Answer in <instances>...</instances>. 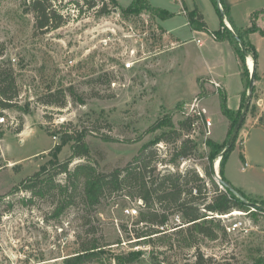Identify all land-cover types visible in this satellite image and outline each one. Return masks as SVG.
<instances>
[{"label": "rangeland", "instance_id": "obj_1", "mask_svg": "<svg viewBox=\"0 0 264 264\" xmlns=\"http://www.w3.org/2000/svg\"><path fill=\"white\" fill-rule=\"evenodd\" d=\"M131 1L119 0L124 6ZM151 1L165 5L171 0ZM53 4L67 16L66 22L56 29L39 31L23 0H0V60L12 68L19 94L17 105L5 110V120L0 122V158L4 164L0 168V194L5 195L0 205V264H76L65 258L74 255L77 234L91 226L108 245L95 261L80 264H119L118 257L122 259L129 250L142 252L138 264H152V260L160 264H195L199 256L206 264H254L256 259H264V211L233 210L228 216L217 215L226 226L227 236L220 233L215 240L198 237L196 247L186 246L182 233L136 244L137 239L126 237L123 227L142 226L134 224L142 205L138 199H130L126 190L102 196L94 207L86 206L77 190L74 201L58 216L52 214V209L63 198L56 191L42 197L21 191L10 194L13 186L52 158L50 150L59 146L55 132L68 122L79 130H88L85 140L90 160L99 171L123 167L144 143L160 133L147 130L164 113L172 114L174 124L186 117L189 104L198 97L197 78L208 75L202 48L191 39L189 29L180 26L183 18L173 17L163 23L164 27H179L176 33L185 42L174 47L173 38L147 10L126 13L119 4L108 1V12L99 14L83 0H79V6L73 0H54ZM255 22L264 28V15L258 14ZM260 48V60H264V41ZM130 59L136 62L126 68ZM60 89L65 93L64 107L43 102L46 94ZM179 101L183 103L177 106ZM202 104L212 119L211 137L223 141L230 122L219 110L217 95H210ZM20 126L21 131L16 132ZM203 132L194 133L197 151L175 164L169 161L178 143H158L154 164L161 172L195 169L210 193L213 188L203 169L209 152L205 139L210 136L206 130ZM243 135L240 130L225 168L234 179L250 183V165L255 163L248 159L243 171ZM69 152V146H63L59 160ZM83 160L75 159L69 167ZM219 162L220 157L211 164L218 174ZM64 178L59 174L56 180L63 183ZM126 208L137 212L129 215ZM89 211L93 216L90 226L83 217ZM236 219L243 220L244 229L231 231L228 227ZM180 223L181 217L174 214L167 225Z\"/></svg>", "mask_w": 264, "mask_h": 264}, {"label": "trees", "instance_id": "obj_2", "mask_svg": "<svg viewBox=\"0 0 264 264\" xmlns=\"http://www.w3.org/2000/svg\"><path fill=\"white\" fill-rule=\"evenodd\" d=\"M27 4V10L31 12L35 19V29L39 31H48L56 29L64 24L67 16L54 6V0H23ZM108 1L118 6L115 0H83L88 8L97 9L99 14L108 12ZM216 9L220 13V28L215 31H209L207 24L201 11L195 6L191 10L184 7L185 16L189 26L192 29L205 31L212 35L216 40H228L234 47L241 62L240 76L244 81L245 89L242 93L240 109L234 111L230 109L226 102V93L218 90L219 108L220 112L230 121L229 130L226 139L222 143H218L211 138L205 139V144L209 148L206 155L208 164L203 168L204 174L210 180L212 191L207 192V187L204 178L199 175L195 169H189L186 172L166 170L161 172L157 169V144L164 143H178L175 147L174 154L169 163L175 162L181 158H190L198 149L196 137L194 133H202L205 128L203 123L199 121L200 117L190 112L186 117L174 124L172 114L169 111L159 117L155 123L148 128L147 133H153L160 130L151 141L144 143L139 149L136 156L132 158L123 167H118L110 172L99 171L96 163L90 160V150L85 137L88 133L86 128L77 129L71 122L61 124L60 131L55 133L59 136V146L50 150L52 157L46 163L40 165L39 169L33 174L23 178L10 191V194L16 192H28L31 197L45 196L50 192L58 193L63 200L59 204H55L52 209V214L58 216L75 198V192L79 190L80 196L86 206H96L101 197L111 195L114 192L126 190V195L130 199H138L142 208L138 211V218L134 222L135 225L142 224V226H133L132 228L123 227L126 237L135 240L136 244L142 242L151 243L153 237H167L177 233L184 234L185 245L188 247H196L198 237H205L215 240L221 233L224 237L227 236L225 224L221 222L220 216L228 214L233 210H242L245 212H254L245 202L240 200L237 196L228 190H221L213 179V172L211 164L220 157L219 174L222 179L229 181L224 176V165L226 163L229 152L233 149L232 146L223 154L221 152L226 146L227 138L241 112L244 105L248 82L250 78L249 70L245 63V55L243 54L239 42L240 39L249 55L256 60V49L249 40V34L258 32L264 36V28L257 26L255 18L258 14L264 15V8L258 12L250 15V26L246 28L238 27L234 24L229 16L228 7L222 0L217 2L211 0ZM76 6H79V0H73ZM59 6L63 5L59 2ZM123 12L138 13L142 10H147L151 18L166 19L173 14L166 9L152 6L147 0H132L128 6H119ZM222 12V14H221ZM229 18L232 25L230 30L224 24V18ZM256 74L254 73V79ZM200 91L198 97L205 95L207 91L203 84L198 80ZM58 94V95H57ZM255 94V86H253L251 97ZM18 88L14 72L9 64L0 60V117H4L3 113L7 109H12L17 105ZM43 102L47 105H56L59 107L65 106V93L63 89L57 90L56 93L49 92L46 94V99ZM183 102L179 101L177 106ZM177 108L174 112H177ZM255 105L249 104L248 111L255 113ZM198 121L196 126L193 124ZM245 121H242L240 129ZM259 123L264 127V114L259 117ZM21 126L15 128L16 132L21 131ZM204 133V132H203ZM239 134V132H238ZM3 132L0 131V136ZM102 136V135H101ZM238 136V135H237ZM236 136V137H237ZM103 139H110L102 136ZM236 139V138H235ZM69 146V154L63 159L59 160L58 153L62 147ZM240 158L243 159L242 153ZM75 159H84L77 162L73 168H70V163ZM0 158V168L3 167ZM59 174H64V182L56 180ZM240 192L247 201L264 204V199L259 196H253L245 193L239 188H235ZM195 191V192H194ZM5 195L0 194V205L3 203ZM202 205V206H201ZM264 211L256 209V211ZM178 214L181 217V223L168 227L169 216ZM1 217V213H0ZM85 224L90 226L91 213L83 215ZM161 227H163L161 229ZM169 228H175L168 232ZM97 228L91 226L83 231V234H77L76 240L78 247L71 257L65 258L66 261H74L76 264L85 261H95L108 245L101 237H97ZM162 253V252H160ZM199 255V254H196ZM155 260L158 256H154ZM119 264H138L143 255L141 251L129 250L123 256ZM152 264H160V261L152 260ZM195 264H206L205 260L198 257ZM254 264H264V259H256Z\"/></svg>", "mask_w": 264, "mask_h": 264}, {"label": "crops", "instance_id": "obj_3", "mask_svg": "<svg viewBox=\"0 0 264 264\" xmlns=\"http://www.w3.org/2000/svg\"><path fill=\"white\" fill-rule=\"evenodd\" d=\"M120 6L119 0H115ZM152 6L166 9L173 15L166 19L157 18L159 26L163 31L170 35L173 39L174 47L181 46L185 41H182L179 33V27H164L163 23L172 19L173 17L183 18L184 21L180 25L181 27H187L191 34V39H193L199 48H202L203 56L206 57V64L208 75L204 77H198L201 81L203 87L207 91L205 95L200 97V105L206 109L202 104L203 100L210 95H217L218 90H222L226 93V102L230 109L237 111L240 109L242 93L244 91V81L240 76L241 72V62L238 57L234 47L228 40L218 41L212 35L205 31L192 29L186 19L184 5L187 9L191 10L195 6L201 11L204 20L207 24L208 30L215 31L220 28L221 20L220 13L214 6L211 0H171L169 4L153 3L151 0H147ZM223 3L228 7V12L231 20L234 24L241 28H246L250 26V15L252 13L258 12L264 8V0H222ZM132 2V1H131ZM130 2V3H131ZM128 6V5H127ZM173 6V8H171ZM224 24L230 30H232V25L229 18H224ZM249 40L256 49V60L250 55L245 58L246 66L249 70L248 59L254 62V73L256 78L254 79L255 86V97L252 98V103L255 105V113L247 114L245 121L241 127V132L243 131L242 137V155H243V171L248 166V159L254 161V165H250L251 173L249 176L250 183L246 180L240 181L234 179V177L227 174L226 165H224V176L229 181V183L235 187L239 188L247 194L253 196H259L264 199V127L259 123V117L264 114V60H260V43L264 41V36L260 35L258 32H253L249 34ZM200 91V85H199ZM197 92V95L199 93ZM257 93V94H256ZM196 95V96H197ZM194 99V98H193ZM219 107V98H218ZM220 110V108H219ZM207 111V109H206ZM208 112V111H207ZM208 117V114H207ZM211 122L212 119L208 117ZM228 119V118H227ZM230 122V121H229ZM212 127V123L210 128ZM209 128V136L211 139V131ZM244 129V130H243ZM229 130V125L227 133ZM239 130V131H240ZM253 131V132H252ZM248 132V133H247ZM241 134V133H240ZM247 135V138H246ZM225 135L224 140L226 139ZM246 138V139H245ZM214 140V139H213ZM223 140V141H224ZM216 141V140H214ZM218 142V143H222ZM228 158V157H227ZM227 161V160H226ZM244 163L247 165L244 166ZM226 164V163H225ZM253 182V184H252ZM258 187V188H257Z\"/></svg>", "mask_w": 264, "mask_h": 264}, {"label": "water", "instance_id": "obj_4", "mask_svg": "<svg viewBox=\"0 0 264 264\" xmlns=\"http://www.w3.org/2000/svg\"><path fill=\"white\" fill-rule=\"evenodd\" d=\"M217 2H219V0H216ZM222 14V12H221ZM237 41L239 42V45L241 47V50L243 52V54L245 55L246 58H248L250 55L248 54V52L246 51L243 43L240 41V39L236 38ZM249 72H250V78H249V82H248V88H247V96H246V99H245V102H244V105L241 109V112L227 138V141H226V146L224 148V150L221 152V155H223L231 146L232 144L234 143L235 141V138L236 136L238 135V132L240 130V126L242 124V121L244 119V117L246 116L247 114V111H248V107H249V104H250V98H251V94H252V90H253V86H254V62H253V65L251 68H249ZM212 172H213V176L214 178L217 180V183L221 185V187L224 189V190H228L230 191L231 193H233L235 196H237L240 200H242L243 202H245L252 210H256V209H261V210H264V204H258V203H255V202H250V201H247L245 199V197L240 193L238 192V190L235 189V187H233L230 183H228L227 181H225L224 179H222L220 177V175L218 174V172L216 171L215 169V166L213 164L212 166Z\"/></svg>", "mask_w": 264, "mask_h": 264}, {"label": "built area", "instance_id": "obj_5", "mask_svg": "<svg viewBox=\"0 0 264 264\" xmlns=\"http://www.w3.org/2000/svg\"><path fill=\"white\" fill-rule=\"evenodd\" d=\"M135 62H136L135 60L130 59L129 61H127L125 63V67L126 68H132ZM189 107H190L189 108L190 111L188 113L192 112V113L196 114L197 116H199L200 117L199 121H201L203 123V126L206 130V133H209V128H210L212 122L206 116V114H207L206 109L200 105V97H195L193 99V102L189 104ZM4 120H5L4 117H0V122H4ZM197 124H198V121H196L193 124V126H196ZM54 138H56V136H54ZM246 165L247 164L244 163V166H246ZM124 211L129 215L136 214V212H137V210L135 208H126ZM228 215H231V213L225 214V216H228ZM162 228L163 227H161V229ZM228 228L231 231L242 230V229H244V222L241 219H236L231 225H229Z\"/></svg>", "mask_w": 264, "mask_h": 264}, {"label": "bare ground", "instance_id": "obj_6", "mask_svg": "<svg viewBox=\"0 0 264 264\" xmlns=\"http://www.w3.org/2000/svg\"><path fill=\"white\" fill-rule=\"evenodd\" d=\"M248 64H249V67L251 68L252 65H253V62L251 61V59H248ZM216 165V164H215ZM217 166V165H216ZM233 213H237V212H233Z\"/></svg>", "mask_w": 264, "mask_h": 264}]
</instances>
